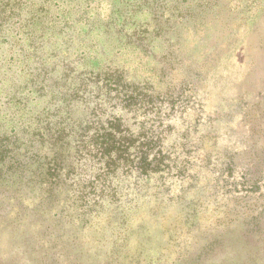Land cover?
Wrapping results in <instances>:
<instances>
[{"label":"rangeland","instance_id":"374dc122","mask_svg":"<svg viewBox=\"0 0 264 264\" xmlns=\"http://www.w3.org/2000/svg\"><path fill=\"white\" fill-rule=\"evenodd\" d=\"M262 47L264 0H0V264H264Z\"/></svg>","mask_w":264,"mask_h":264},{"label":"trees","instance_id":"16d2710c","mask_svg":"<svg viewBox=\"0 0 264 264\" xmlns=\"http://www.w3.org/2000/svg\"><path fill=\"white\" fill-rule=\"evenodd\" d=\"M264 47H262L263 49ZM253 226L256 227L255 230H248L247 237L249 241L256 242L259 244V241L264 237V211L253 219ZM260 256V257H259ZM257 258H262V255H258Z\"/></svg>","mask_w":264,"mask_h":264}]
</instances>
